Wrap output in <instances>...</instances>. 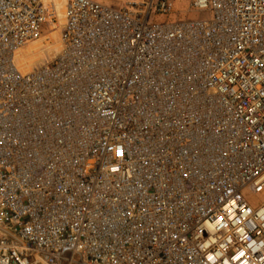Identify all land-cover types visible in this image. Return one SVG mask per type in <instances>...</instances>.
<instances>
[{
	"label": "built area",
	"instance_id": "2783aa9c",
	"mask_svg": "<svg viewBox=\"0 0 264 264\" xmlns=\"http://www.w3.org/2000/svg\"><path fill=\"white\" fill-rule=\"evenodd\" d=\"M64 4L0 0V264H264V0Z\"/></svg>",
	"mask_w": 264,
	"mask_h": 264
},
{
	"label": "rangeland",
	"instance_id": "374dc122",
	"mask_svg": "<svg viewBox=\"0 0 264 264\" xmlns=\"http://www.w3.org/2000/svg\"><path fill=\"white\" fill-rule=\"evenodd\" d=\"M97 1L104 3V4H107V5H110V6H113L117 9H120V8L125 7L131 1H139V0H97ZM171 1L174 4L173 14H170L168 16H160L157 18V22H167V21H178V22H180V21H190V20H206V19L212 18V11H209V10L200 11V10H196V9H191L190 3L192 0H171ZM58 4H59V1H58ZM64 8H65V4H64V0H62V2H60V4L58 5L59 23L60 24L64 23V21H63ZM52 29H53V31H51ZM50 31L52 34L48 33ZM46 34L47 35H45L44 38L41 39L39 42H37L35 45H39L40 43L47 40L48 41L47 46H52L55 39H57L56 38L57 36H58L59 40H61L60 28H57V29L48 28V29H46ZM258 198L260 200L261 199L263 200L264 199V193Z\"/></svg>",
	"mask_w": 264,
	"mask_h": 264
},
{
	"label": "bare ground",
	"instance_id": "6f19581e",
	"mask_svg": "<svg viewBox=\"0 0 264 264\" xmlns=\"http://www.w3.org/2000/svg\"><path fill=\"white\" fill-rule=\"evenodd\" d=\"M58 1H59V4H60V2H62V0H58ZM58 1L56 0L57 8L59 5ZM57 13H58V19H59L58 9H57ZM63 13H64L63 21L65 22V8H64ZM51 31H53V29ZM51 31L48 33H51ZM45 35H47V34L45 33L39 40L34 41L32 43H29L28 45L17 50V52L15 54V66L18 70H20L21 72H24V73L30 72L33 69L41 66L45 61L53 59L59 52H61L62 47H63L61 32H60L61 40H59V38L57 36L56 37L57 39H55L54 43L52 44V46L54 48L52 46H47V44H48L47 40L40 43L39 45H35L37 42H39L41 39H43ZM261 195L262 194L257 195L256 197L253 196V197L249 198V201L253 207H257L264 202V199L260 200L258 198Z\"/></svg>",
	"mask_w": 264,
	"mask_h": 264
}]
</instances>
